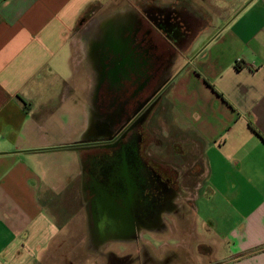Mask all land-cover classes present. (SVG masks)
Here are the masks:
<instances>
[{"label":"crops","instance_id":"crops-1","mask_svg":"<svg viewBox=\"0 0 264 264\" xmlns=\"http://www.w3.org/2000/svg\"><path fill=\"white\" fill-rule=\"evenodd\" d=\"M166 8H185L176 21L197 33L163 105L185 137L176 148H199L209 192L193 195V246L171 232L159 255L264 264V0H0V264H91L85 246L104 225L103 239L127 243L81 199L96 185L82 144L105 125L107 52L130 21ZM201 199L218 214L202 218Z\"/></svg>","mask_w":264,"mask_h":264},{"label":"flooded vegetation","instance_id":"flooded-vegetation-1","mask_svg":"<svg viewBox=\"0 0 264 264\" xmlns=\"http://www.w3.org/2000/svg\"><path fill=\"white\" fill-rule=\"evenodd\" d=\"M153 14L148 11L138 16L137 22L130 21L121 45L107 52L108 78L102 85L107 90L102 98L108 104H102L106 109L100 111L105 125L97 126L95 138L82 144L94 149L89 175L96 185L84 187L89 214L97 225L120 223L121 234L142 245L146 236L160 232L157 226L160 213L172 207L170 201L175 191L171 185L176 167L160 159L157 162L153 154L143 151L148 148L150 138L159 134L154 124L166 112L165 94L184 65L173 73L175 47L160 36L152 23ZM163 19L155 21L157 26L164 24L160 21ZM178 26L185 29L186 25L178 22ZM113 205L120 208L121 215ZM104 226L103 233L91 238L95 245L106 240L101 237L106 233ZM144 245L137 251V264H170L173 260L171 256L163 260L151 256ZM108 258V264H119L113 254ZM129 261L126 255L120 262L129 264Z\"/></svg>","mask_w":264,"mask_h":264},{"label":"rangeland","instance_id":"rangeland-1","mask_svg":"<svg viewBox=\"0 0 264 264\" xmlns=\"http://www.w3.org/2000/svg\"><path fill=\"white\" fill-rule=\"evenodd\" d=\"M130 2H133V0H130ZM194 6H196V4H194ZM187 12L188 11L185 8H177V15H175L174 12L168 8L157 9L155 12H153L155 21H157L160 17H164L163 20H160L164 22L163 25L160 26L158 23L159 26H157V22L155 21H153L152 23L156 25L155 27L156 29H158L162 38L170 40V43L174 45L177 53L176 65H174L173 73H175V71L179 70L182 67L186 55L190 56L194 53L193 48H190L189 46V42L190 39L197 33L196 30H190L186 26H184L185 29H183V27L178 26V22L176 21L177 17H181L182 19L185 16L189 17ZM195 17L198 27L203 26V21H206V18H208V16L201 14L196 15ZM174 27L176 29H174ZM194 27L196 26H193V28ZM165 111L166 112H164L160 116L157 124H154L155 127H157V130H159V134L156 135V138H150V144L148 148L143 152L153 154V158L157 159V162L160 159L176 167V171L173 177L174 183L173 185H171L174 188L175 192H173V196L171 197V200H173L170 201L172 207L169 210L160 213V217L158 219V231H160L161 234H164V236L161 235V238L157 239L146 236L144 238L145 245H143L146 248L148 254H150L151 256H154L158 259L160 258V256H162L163 259L166 258V256H171L174 261V259H177V256L180 257V255L171 252L172 249H169L168 247H162V254L159 255L160 250H158V248H161L160 246L162 245L161 243L164 239L168 240V238L170 237L169 233L171 232L173 233L172 238L174 239L171 240L170 244L176 241L180 244L182 243L185 246L189 245V243L191 242V237H186V233L190 231V223L193 219V201L191 202V200L193 199L194 194H199V196L207 194L209 192V186H207L206 180L200 178L199 176L201 172L199 148H195V144H190V147L192 146L190 150L191 152H187L185 150V146L184 148H176L182 145L181 142H176L182 139L185 140V137L183 134H181V132H179L177 127L172 126L173 117L171 116L170 111L166 108ZM146 140L147 139L144 135V141ZM144 144L145 142L143 143V147ZM190 147L188 148V151ZM181 154H183L184 157H182ZM149 162L150 165H152L151 158ZM166 176L167 174L164 175V177ZM199 184L202 186H198ZM84 187L86 186H82L81 191L82 200L87 199V193ZM196 205L200 208V214H202V218L204 219L211 214L210 212L215 213V215L218 214L217 207H215V205H217L215 199H201ZM155 235L159 236L160 234L156 233ZM179 237H182V239H179ZM135 240L136 239L125 240L128 241L125 245L117 244V240H100V244L94 246H92V244L87 241V243L89 242V245L87 244L85 248L87 249V252L89 251L90 253L91 264H108V257L111 254H113L115 260L119 264H121L120 261L126 255H129L130 257L129 264H137V251H140L143 248V245L140 241L136 243ZM189 246L192 247L193 244L192 246ZM85 248H82V258L85 257ZM184 253L182 255V260H179L180 263L178 261L179 264H182V262L183 264H185ZM173 261H170L169 263H172ZM217 261L218 260L211 263L216 264ZM122 264L127 263L122 262Z\"/></svg>","mask_w":264,"mask_h":264},{"label":"trees","instance_id":"trees-1","mask_svg":"<svg viewBox=\"0 0 264 264\" xmlns=\"http://www.w3.org/2000/svg\"><path fill=\"white\" fill-rule=\"evenodd\" d=\"M237 67V66H236Z\"/></svg>","mask_w":264,"mask_h":264}]
</instances>
